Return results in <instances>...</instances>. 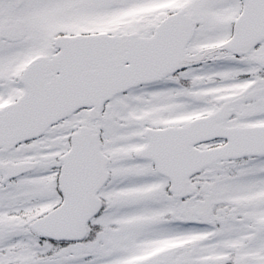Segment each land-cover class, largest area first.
<instances>
[{
	"label": "snow or ice",
	"instance_id": "obj_1",
	"mask_svg": "<svg viewBox=\"0 0 264 264\" xmlns=\"http://www.w3.org/2000/svg\"><path fill=\"white\" fill-rule=\"evenodd\" d=\"M0 264H264V0H0Z\"/></svg>",
	"mask_w": 264,
	"mask_h": 264
}]
</instances>
